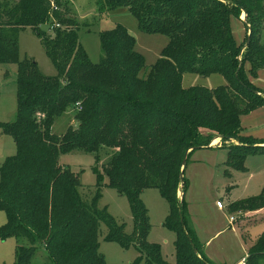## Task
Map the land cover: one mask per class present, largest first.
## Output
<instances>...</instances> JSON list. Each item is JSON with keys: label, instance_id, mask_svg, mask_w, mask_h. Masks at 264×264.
<instances>
[{"label": "trees", "instance_id": "obj_1", "mask_svg": "<svg viewBox=\"0 0 264 264\" xmlns=\"http://www.w3.org/2000/svg\"><path fill=\"white\" fill-rule=\"evenodd\" d=\"M55 2L60 10L53 9L52 0H0V63L18 65L17 116L0 122L2 132L17 145V153L0 167V211L7 215L0 239L13 235L28 241V246H18L15 264H33L37 244L49 257L43 264H108L99 251L103 220L106 240L126 249L137 246L146 264H209L199 257L186 221L187 183L181 181V170L187 152L188 161L192 151L213 138L204 135L206 129L239 140V145L229 146L233 168L244 169L249 151H264L255 146L264 142L241 135L242 115L264 107V93L250 78L264 69V0H102V10L127 8L139 30L170 37L145 78L140 76L145 57L126 26L117 24L100 33L104 55L93 63L79 40L72 9L62 0ZM239 10L246 13L252 31L242 61L231 27ZM54 20L61 26L53 34L43 32L41 27ZM25 28L41 37L57 75L46 76L35 60L20 58ZM185 72L206 78L218 73L227 85L184 88ZM71 110L76 111L77 127L70 126L61 136L52 133L56 118ZM74 150L110 152L106 185L128 197L134 218L131 234L106 208H99L101 189L87 202L79 178L59 164L62 153ZM147 187L159 188L169 203L164 226L176 233L175 263L165 260L160 244L148 241L151 223L141 197ZM232 208H264V191ZM142 255L132 264H141ZM262 259L264 233L250 248L246 263L260 264Z\"/></svg>", "mask_w": 264, "mask_h": 264}, {"label": "rangeland", "instance_id": "obj_2", "mask_svg": "<svg viewBox=\"0 0 264 264\" xmlns=\"http://www.w3.org/2000/svg\"><path fill=\"white\" fill-rule=\"evenodd\" d=\"M72 9L73 16L79 27V40L86 49L90 60L99 63L103 57L100 33L114 28L117 24L126 26L137 40L136 49L145 57V68L140 76L145 78L161 57L163 48L170 41V37L163 34H150L139 30L137 19L127 8L115 12L102 10V0H62ZM50 24L41 27L42 31L50 34ZM233 37L240 46L239 58L247 51V41L250 25L246 22V13L242 10L236 12L231 18ZM264 40V34H263ZM20 58L35 60L41 72L46 76H55L58 71L48 56L41 37L32 28H25L20 33ZM249 66L247 72L249 73ZM16 63H0V122H11L16 119L18 109ZM250 75V73H249ZM252 82L264 93V69L259 71L256 78L250 76ZM182 85L192 88L196 85L216 88L227 85L225 77L214 73L208 78L199 74L185 72ZM76 111H68L57 117L52 127V133L63 135L70 126L77 127ZM241 135L250 136L257 142H264V107H261L241 117ZM204 135L211 136L209 144L192 151L186 163L184 179L186 181L185 202L191 205L196 218L202 223L203 234L210 239L207 244L209 251L220 260L234 264L243 260L256 240L264 233V208L256 211L233 210L232 204L260 196L264 191V151H249L244 169H236L228 164L229 146L239 145L236 138L224 139L216 132L204 130ZM264 147V143L255 144ZM103 150L98 154L74 150L62 153L59 164L70 168L79 178V188L82 197L91 202L95 193L101 189L102 196L99 208L107 211L118 221L124 224L125 232L134 231V218L129 199L119 193L116 188L109 187L105 174V166L110 158V152ZM17 153V145L11 135L4 134L0 129V167L4 161ZM179 171V169H178ZM99 185H101L99 187ZM183 185L179 186L178 196L181 199ZM142 199L148 207L151 230L148 241L161 245L163 253L169 262H176V247L174 240L176 233L164 226L169 214V203L162 196L157 187H147L142 193ZM221 201L224 208H219L217 202ZM251 216L248 221L230 223L231 216L240 213ZM246 218V219H247ZM7 223V215L0 211V227ZM108 226L105 221L99 223V251L105 256L108 264H132L141 256L140 249L132 246L123 248L116 241L106 240ZM217 234V235H216ZM28 246L23 237L9 236L0 239V264H15L17 262L18 246ZM251 246V247H250ZM32 263L43 264L49 261L48 254L42 244H37ZM144 254L142 258H144ZM200 257V256H199ZM247 257V256H246ZM201 258V257H200ZM146 256L141 264H146ZM264 264V259L260 261Z\"/></svg>", "mask_w": 264, "mask_h": 264}, {"label": "crops", "instance_id": "obj_3", "mask_svg": "<svg viewBox=\"0 0 264 264\" xmlns=\"http://www.w3.org/2000/svg\"><path fill=\"white\" fill-rule=\"evenodd\" d=\"M181 193H182V195H181V198H182L183 197V192H181ZM239 213L240 214L238 216H233V217H235L234 221H232L230 219V223L231 224H234L237 221L238 222L248 221V218L251 216V214H249V217L247 218L248 214H244L243 212H239ZM185 217H186V221H187L188 227L194 233L195 243H196L197 248H198L199 256L202 259H204L205 261H207L209 264H228L226 262L224 263L223 260H220L219 258H217V256H215L214 254H212L209 251V248L207 247V244L210 242V239H206L205 238V236L203 234L202 223L196 218V216L194 214V210L192 209V206L190 204L187 205V207L185 209ZM175 240H174V242H175ZM162 254H163L165 260H167V258L165 257V255L163 253V250H162ZM247 255H248V253L245 256H243V258H245ZM242 261L243 260H240V261H238V262H236L234 264H242ZM170 263H172V262H170Z\"/></svg>", "mask_w": 264, "mask_h": 264}, {"label": "built area", "instance_id": "obj_4", "mask_svg": "<svg viewBox=\"0 0 264 264\" xmlns=\"http://www.w3.org/2000/svg\"><path fill=\"white\" fill-rule=\"evenodd\" d=\"M52 7H53L54 10H60V7H58V6L56 5L55 0H52ZM50 25H51V26H50V30H49L50 32H54V29H55V28L61 26V24H60L59 22H57L56 20H54V22H53L52 24H50ZM217 206H218L219 208H224V204H223L221 201H218V202H217ZM231 220L234 221V220H235V217L232 216V217H231ZM246 258H247V257L243 258L242 264H247V263H246Z\"/></svg>", "mask_w": 264, "mask_h": 264}, {"label": "water", "instance_id": "obj_5", "mask_svg": "<svg viewBox=\"0 0 264 264\" xmlns=\"http://www.w3.org/2000/svg\"><path fill=\"white\" fill-rule=\"evenodd\" d=\"M251 33L252 31L250 30V33H249V38H248V41L246 43V45L248 46L249 43H250V36H251ZM188 153L186 154L185 158H184V161H183V167H182V170H181V175H180V178H181V181L183 182L184 181V174H185V168H186V163H187V157H188ZM181 221L183 222V219L181 218ZM195 251L197 252V249H195Z\"/></svg>", "mask_w": 264, "mask_h": 264}]
</instances>
